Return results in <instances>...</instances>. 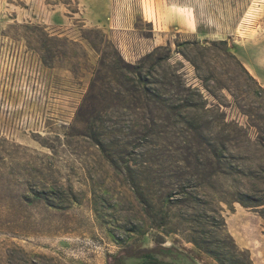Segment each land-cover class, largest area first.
I'll return each mask as SVG.
<instances>
[{
	"label": "rangeland",
	"instance_id": "374dc122",
	"mask_svg": "<svg viewBox=\"0 0 264 264\" xmlns=\"http://www.w3.org/2000/svg\"><path fill=\"white\" fill-rule=\"evenodd\" d=\"M190 3L204 9L0 0V246L20 264H107L123 250L125 264L143 251L162 264H247L244 253L264 264L262 208L241 205L264 199V150L222 149L264 138L244 72L264 91V1ZM37 26L74 42L54 45L66 55L51 68ZM90 29L115 45L120 74L79 40Z\"/></svg>",
	"mask_w": 264,
	"mask_h": 264
},
{
	"label": "trees",
	"instance_id": "16d2710c",
	"mask_svg": "<svg viewBox=\"0 0 264 264\" xmlns=\"http://www.w3.org/2000/svg\"><path fill=\"white\" fill-rule=\"evenodd\" d=\"M70 1V0H68ZM76 3V2H75ZM78 9L75 10V12L72 13H78ZM37 32L34 34V39L36 43L40 46L36 50V53L42 60L43 66L47 68H51V66H48V63H50L55 58H62L66 55V52L63 50H60L59 48L54 47V45H57L58 47H65L68 44H74L71 40H69L67 37H62L61 33H57L54 35L51 32L45 31L42 27H36ZM80 41H83L86 43V45L95 52L96 54L101 55V65L106 67L109 72L115 73L122 71V68L119 67V65L116 63L115 59L121 60L122 59L119 56V53L115 47V45L109 40V38L103 34L102 31L98 29H90L85 30L84 32H81L80 35ZM224 43V42H222ZM124 64V62H123ZM238 66L241 67V69L244 70L242 64L237 62ZM50 65V64H49ZM245 74L255 83L258 92H253L254 95H256L259 99H261L264 102V91L261 89V87L257 84V82L248 74L246 70H244ZM97 75V74H96ZM105 81V78H100ZM114 81L118 83L119 86H122L121 82L119 80H116L114 78ZM95 82V79L92 80L91 85L93 86ZM245 114L246 112H242ZM260 124L264 123V116L259 117ZM259 125H252L255 127V129L264 130V127L260 128ZM240 132L244 130H239ZM262 149L264 150V138L257 137L256 139L251 140L246 135L243 136H236L232 138H228L226 140H223L222 149L233 151V150H241L248 151L250 149ZM253 205L249 206V204L245 202H241V205L244 207H261L262 210L260 212L261 217L264 220V199L263 200H257L252 202ZM14 248L15 245L11 244ZM15 249H7L4 246H0V264H20V261L17 260L16 256L14 255ZM130 258L132 255L126 253L124 250L120 252L116 256L109 255L107 256V264H125L123 259L121 258ZM243 258L245 259V262L247 264H252L249 260V257L246 253H244ZM122 259V260H121ZM139 259L141 260L140 264H162L161 260H158L155 256H153L152 251H143L139 255Z\"/></svg>",
	"mask_w": 264,
	"mask_h": 264
},
{
	"label": "crops",
	"instance_id": "0c3cea01",
	"mask_svg": "<svg viewBox=\"0 0 264 264\" xmlns=\"http://www.w3.org/2000/svg\"><path fill=\"white\" fill-rule=\"evenodd\" d=\"M252 1L253 0H236L235 7H233L234 6L233 2L232 4H229V2L228 3L225 2L222 4L220 0H204V9L197 8L198 6L196 5V3L195 4L190 3L188 7L187 8L185 7L184 9L190 13L193 12L196 13L200 11H204L207 13H219V12H232L234 10L243 12L246 8L250 7V3ZM252 77L259 82L260 80H262L260 77H255L254 75H252Z\"/></svg>",
	"mask_w": 264,
	"mask_h": 264
}]
</instances>
